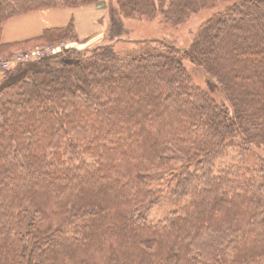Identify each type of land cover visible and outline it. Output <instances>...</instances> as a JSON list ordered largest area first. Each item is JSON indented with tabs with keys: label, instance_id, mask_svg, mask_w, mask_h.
Masks as SVG:
<instances>
[{
	"label": "trees",
	"instance_id": "1",
	"mask_svg": "<svg viewBox=\"0 0 264 264\" xmlns=\"http://www.w3.org/2000/svg\"><path fill=\"white\" fill-rule=\"evenodd\" d=\"M100 1L0 0V33L24 12ZM107 14V42L47 54L0 89V264H264V181L245 156L210 163L264 146V0H111ZM136 21L187 22L189 42L116 51ZM53 34L78 40L70 22L26 49ZM165 187L187 200L148 219Z\"/></svg>",
	"mask_w": 264,
	"mask_h": 264
},
{
	"label": "rangeland",
	"instance_id": "2",
	"mask_svg": "<svg viewBox=\"0 0 264 264\" xmlns=\"http://www.w3.org/2000/svg\"><path fill=\"white\" fill-rule=\"evenodd\" d=\"M106 9L108 10V7L110 5L111 0H105ZM115 5V3H113ZM209 11H204L202 15H199L198 17H195V20L197 23L199 22L200 18L206 17ZM191 20V19H190ZM194 20V21H195ZM196 23V24H197ZM130 26V32L128 35H124L122 38L123 40L113 45L114 49L116 51L120 52H127L132 49L131 43H126L125 39H131V40H138L140 38H151V37H163V38H174L172 42H176V44L180 46H184L185 44H188L190 35H187V28L189 27L186 23L180 24L175 27H163L162 25L158 26V23L156 22H142V21H136L133 23L128 22ZM195 24V25H196ZM162 29H161V28ZM143 29V30H142ZM172 31V35H167V31ZM186 33V35H184ZM54 35V36H53ZM49 41L38 45H35L33 47H44L47 44H53L54 48L58 47L61 49H55L53 52L62 53L66 47L65 44L68 42V39L60 38L58 35L53 34ZM178 35V37H176ZM66 40V41H64ZM76 42L69 43L68 45L71 46H78L80 47H86L89 44H94L97 46L98 44H104L107 42V38L105 35L102 36V39L97 41H91L90 39H81V40H75ZM179 41V42H178ZM65 42V43H64ZM93 42V43H92ZM74 44V45H73ZM31 47V48H33ZM85 50H80V53H85ZM121 53V55H122ZM14 54V53H13ZM187 60L184 61V64L189 66L187 64ZM36 66L33 65V68ZM191 68V67H190ZM21 73V70L15 72V73H6V77H15L17 74ZM4 74V73H2ZM194 80L195 82L199 83L200 87L206 90L207 92H210L211 94H215L216 96H223L222 92L220 91H211L213 89L206 81L205 78L198 74H194ZM245 156V162L247 163L246 166H248L252 170L251 178L253 180H263L264 181V146L260 145L257 147H252L245 149V147L242 144H233L230 146H227L224 148L218 155L211 158L210 163L215 171L222 169V168H228V167H238L240 164V161ZM163 174V173H162ZM166 175H163L162 177H165ZM162 192V193H161ZM161 195L158 196L157 200L153 203L150 210H146V214L148 219L151 220H157L162 219L163 214H165L168 210H172L176 208L177 206L181 205L187 200V196L185 198H182L178 195V193H172L167 187L163 188L161 190ZM175 200V201H174ZM174 201V202H173ZM173 202V203H172Z\"/></svg>",
	"mask_w": 264,
	"mask_h": 264
},
{
	"label": "crops",
	"instance_id": "3",
	"mask_svg": "<svg viewBox=\"0 0 264 264\" xmlns=\"http://www.w3.org/2000/svg\"><path fill=\"white\" fill-rule=\"evenodd\" d=\"M105 3L100 1L76 8L55 7L42 9L24 12L6 19L2 23L0 44L9 43L10 53L19 52L23 48L26 49L32 42L37 41V37L43 34L46 29L65 27L70 22H73L76 29V39L100 40L106 34L108 24ZM5 55L3 51H0V57ZM19 70H21V73L15 77L5 76L6 73H15ZM31 70H33V64L27 62L4 74L0 73V89L27 76Z\"/></svg>",
	"mask_w": 264,
	"mask_h": 264
},
{
	"label": "built area",
	"instance_id": "4",
	"mask_svg": "<svg viewBox=\"0 0 264 264\" xmlns=\"http://www.w3.org/2000/svg\"><path fill=\"white\" fill-rule=\"evenodd\" d=\"M55 49H59V48L58 47L54 48L53 44H47L41 48L37 46V47L21 50L19 52L12 54L11 56L0 57V72L6 69L16 67L21 63L34 59H39L47 54H50Z\"/></svg>",
	"mask_w": 264,
	"mask_h": 264
}]
</instances>
